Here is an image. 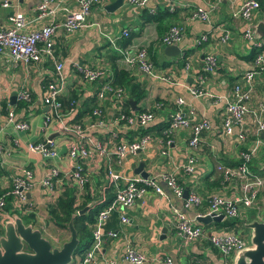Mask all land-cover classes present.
<instances>
[{"label":"crops","instance_id":"obj_1","mask_svg":"<svg viewBox=\"0 0 264 264\" xmlns=\"http://www.w3.org/2000/svg\"><path fill=\"white\" fill-rule=\"evenodd\" d=\"M57 1L60 3L58 4L60 11L57 13L56 21L61 22L65 13L74 11L77 6L75 0ZM114 1L116 0H106L95 6L86 27L72 34H65L61 28L58 29L52 39V59L44 57L43 63L26 67L22 64L14 66L0 57V144L4 152L8 153V155L0 154V189L7 192L11 187L12 178L24 168L30 169L37 181L42 178L49 165L58 167L62 172L67 171L69 165L66 155L73 137L58 128V122H63L64 126L93 121L105 122L108 125L107 130L90 131L86 137L106 144L110 151L119 140L133 142L146 134L150 138L147 146L134 155H128L120 163L111 154L108 157L94 158L88 165L89 190L91 196L97 198L88 203L86 206L88 210L94 208L95 203L109 198L111 193L115 196L114 184L106 176L109 168L117 171L124 178L141 177L135 174V170L143 164L142 170L149 178L158 177L157 182L164 192V195H160L148 189L143 197L136 200L135 204L123 213L128 218V224L120 222L118 213L112 215L115 229H107L106 225L110 219L105 225V230L114 231L118 236L100 245L94 256L95 264L111 260H117L118 264H127L120 258L128 244L143 254L149 264H166V259H169L171 264H222L220 255L207 242L185 243L176 235L174 210L183 209L182 201L171 195L160 176H174L177 184L184 191L187 189L188 193L194 192L202 199L200 207L184 210L190 218L205 212L209 199L214 195L225 198H236L239 195L235 185H228L223 181L222 174L217 168L237 166L239 153L245 151L253 139L258 138L250 133L246 141L240 143L236 140V129L233 136H224L221 127L225 117V102L232 100L233 88L242 83L243 75L253 71L252 61L257 54L255 53L253 59L252 43L243 37L244 22L232 17V13L241 5V0H221L220 7L213 15L210 24L189 19L196 8L204 5V0H150L143 7L129 5L124 0L122 6L114 12L104 10L106 5ZM37 5L38 0H18L12 7L0 6V25L8 26V16L19 11L32 21L29 31L40 28L49 19L35 20ZM153 9L156 10L155 15L149 12ZM149 16L156 18L153 20ZM259 21L264 22L263 8L254 15L255 25ZM174 25L182 26L184 29L182 41L177 45L180 55L167 57L164 52L167 46L162 43V38ZM124 30L130 31L128 38L122 37ZM225 32L228 33L229 39L226 43H221L220 38ZM107 37L115 39L117 46L128 48L132 54L140 49H146L148 60L151 61L154 69L168 76L170 82L153 80L137 68H126L121 62V55L113 49ZM202 37L207 38L206 41L201 42L200 45L196 44ZM262 42L264 43V39ZM262 53L264 55V47ZM205 54L214 56L217 65L213 73L206 74V79L200 82ZM56 62L63 63L61 77L64 88L58 99L62 109L61 111L53 109L55 112L52 111L51 123L45 126L44 117L48 116V110L42 101L43 88L55 78L52 70ZM188 65L189 69L186 70L185 67ZM80 68L101 70L107 74L110 81L115 78L114 69L118 75L119 72H123L125 78L121 81L125 87L118 86L125 93L122 112L126 111L132 115L140 111L153 112L154 121L144 130L137 128L125 130L122 124L116 125L113 131L119 138L111 140L109 124L113 123L117 106L110 98L103 100L98 98L99 89L108 79H98L93 83L86 82L83 80V73L79 71ZM22 85L30 91L32 103L28 105V129L16 131L14 126L7 125L5 120L7 112L14 109L10 101L11 95ZM198 87H201L208 96L193 97L188 89ZM132 88H134L133 95L142 96L139 101L132 99L130 95ZM254 91L253 101L264 100V73L255 76ZM91 97L97 101L92 107L91 114H86L76 121L77 114L85 111L86 103ZM177 99L184 100V104L179 107L184 118L192 122L206 120L210 123V129L201 135L199 148L193 152L197 164L194 173L190 176L183 172V166L192 151L188 147L190 131L188 129L168 131L172 114L179 110L176 105ZM130 100L135 102L136 111H133L129 104ZM158 104L162 105L157 108ZM95 111L100 112V117L94 115ZM260 139L264 141V136ZM45 140H52L56 145L57 155L53 160L43 159L39 154L32 153L28 149L29 145ZM167 141L170 143L168 144ZM251 167L260 171L264 167V146L260 147L257 156L252 159ZM250 170L264 177V174L252 171L251 168ZM121 185L122 182H119V186ZM109 189L111 192L108 191ZM84 194V190L78 192L76 206L81 204ZM8 198L4 212L9 216L17 215L14 207V203L17 205L16 199L12 196ZM28 200L36 207L33 209L34 213H31L36 217V224H32L33 227L44 228L47 234L41 216L42 210L48 203L46 191L36 189L28 195ZM4 212H0V216H4ZM78 212L80 211L73 215L78 216ZM248 213L256 217L252 211L243 212L242 216L247 218ZM7 219V216L4 217V220ZM198 225L205 224L198 223ZM58 230L63 233L64 238L66 237L64 242L70 239L69 229ZM204 230L207 233L215 232L213 228ZM240 232L243 233V229ZM50 236L44 234V237L51 241ZM81 256L74 258L73 264H77L82 259Z\"/></svg>","mask_w":264,"mask_h":264},{"label":"built area","instance_id":"obj_2","mask_svg":"<svg viewBox=\"0 0 264 264\" xmlns=\"http://www.w3.org/2000/svg\"><path fill=\"white\" fill-rule=\"evenodd\" d=\"M18 0H2L0 6L8 8L17 3ZM150 0H126V3L132 6H146ZM60 2H62L60 0ZM76 9L67 11L61 22L56 21L57 13L60 11L57 0H38L36 7L35 20L49 19L47 23L35 30H30L31 22L23 13L16 11L8 16L7 25H0V57L12 65L22 64L26 67L31 65H39L44 57L52 59L53 37L58 29H62L65 34H72L87 26V21L91 16L92 9L106 2V0H75ZM221 0H204L202 7L196 8L189 16L190 20L199 21L210 24L213 15L218 11ZM264 4V0H263ZM261 8L259 0H241L239 8L232 13V17L236 20L244 22L245 29L243 37L246 41L252 43L256 57L253 62V71L246 72L242 77V83L234 86L231 93L232 100L225 102V117L222 121V132L224 136H233L234 130L237 142H245L248 134L258 136L253 139L251 145L241 151L238 156L239 163L235 167L220 166L217 170L222 174L223 181L237 187L239 195L235 198H225L223 196L214 195L209 199V205L205 212L197 214L195 218L188 217L184 210L190 208H198L201 206L202 199L194 192H189L186 199H183L184 190L177 184L174 176H163L160 178L170 190L171 195L182 201V210H174L176 216L175 231L185 243H194L205 241L216 251L221 259L222 264H233V258L236 253L250 246L249 241L244 233H227V232H211L207 233L202 226L198 225L197 218L209 216L211 218L222 216L225 219L245 220L246 216H242L243 212L252 211L256 214L253 220L261 219L264 213V177L254 174L250 170L252 159L257 156L260 147L264 146V141L260 139L264 136V100H254V78L257 74L264 73V55L262 53L264 43L262 40L253 38L254 32V15ZM151 15H155L156 10L149 11ZM182 26H171L162 38L165 46H174L180 44L183 38ZM130 31L124 30L122 37L128 38ZM108 38V42L113 49L121 55V62L126 68H137L144 75L153 80L170 82V78L156 71L147 57L146 49H140L135 53H131L128 48H120L117 46L115 39ZM202 37L196 44L206 41ZM229 39L227 32L220 38L221 43H226ZM205 60L202 67V75L200 82L206 79V74H212L216 68L217 60L214 56L205 54ZM44 62V61H43ZM42 62V63H43ZM189 69V65L185 67ZM55 78L48 82L43 89L42 101L48 110V116L44 117V124L48 126L51 123L52 111L57 109L61 111L62 105L58 101L63 93L64 82L61 77L63 71V63L56 62L53 67ZM83 80L89 83L96 82L98 79H108L98 91L100 100L110 98L115 103L116 115H114L113 123L109 124L110 139L119 138L118 134L113 131L116 125L122 124L125 130L144 129L155 119L153 112H143L138 114L125 115L122 112L125 93L121 87L114 86L112 81L101 70L82 69ZM193 97L208 96L201 87L188 89ZM31 93L25 85L18 88L16 92V102H30ZM184 104L183 99H177L176 105L179 108ZM162 104H158L159 108ZM47 115V114H46ZM94 115L100 117V112L95 111ZM6 124L13 125L16 131H25L28 129V122L18 120L14 113V109L7 112ZM58 128L73 137L70 141L67 151L68 169L62 172L58 167L49 165L45 170L42 178L37 181L28 168L22 169L18 175L14 176L11 181V187L7 192L0 194V212H4L6 207V199L12 196L16 199L17 205L14 203L15 211L21 215H29L34 213L36 209L28 200L30 195L36 189L46 191L48 203H53L61 190V185L74 187L78 192L84 190L86 184H89L90 177L88 173V165L97 157L115 156L118 163L124 160L128 155L136 154L147 146L150 141L146 134L138 137L133 142L118 141L112 151L108 149L106 144L90 140L86 137L87 133L94 130H107L108 125L103 121H93L86 124L74 123V125L64 126L63 122H58ZM178 129H188L190 138L188 147L192 149L190 156L187 157L183 166L184 174L190 176L194 173L196 167V158L193 152L199 148L200 138L203 132L210 129V123L206 120L192 122L181 115L180 108L172 114L168 131L174 132ZM169 144L170 141H167ZM30 152L39 154L43 159L53 160L56 155V145L52 140L29 145ZM0 154L8 155L4 152L0 144ZM106 176L108 180L114 184L116 194L114 200L100 210L96 222L93 227L92 237L93 243L88 250L81 256L82 259L77 264H95L94 256L100 248V245L106 240L117 238L114 231H106L105 225L111 219L114 213H118L120 222L128 224V218L123 214L127 208L132 207L136 200L143 197L148 189L154 190L155 193L164 195L157 180L158 177H139L124 178L115 170L107 169ZM1 179V177H0ZM119 182L122 185L119 186ZM5 213V212H4ZM0 216V225L2 226L4 217L12 219L8 213ZM252 220V221H253ZM247 223V222H246ZM243 227H245V224ZM42 232L47 235L44 228ZM2 231L0 230V235ZM249 240V239H248ZM120 260L127 264H149L148 259L128 244L124 250ZM166 264H171L169 259L165 260ZM98 264H118L117 260H111Z\"/></svg>","mask_w":264,"mask_h":264},{"label":"water","instance_id":"obj_3","mask_svg":"<svg viewBox=\"0 0 264 264\" xmlns=\"http://www.w3.org/2000/svg\"><path fill=\"white\" fill-rule=\"evenodd\" d=\"M124 0H116L104 7L107 12H114L120 8ZM255 40L264 39V22L259 21L253 32ZM167 57H176L180 55V49L177 45L167 46L164 49ZM11 104L16 103V93L10 98ZM133 111H136L135 102L129 101ZM143 164H140L135 170V174H139L143 178H147L148 174L144 172ZM264 174V167L261 168ZM188 190L184 191L183 199H186ZM88 207L84 208L77 215L85 214ZM72 219L68 223L70 239L55 247L49 238L44 237L41 229L33 227L32 224H26L24 220L13 215L12 219H7L2 224L3 232L0 235V264H73L76 258L75 252L79 246L77 232L73 226ZM262 220H253L245 224V228L250 230L249 241L250 246L236 253L233 258V264H264V213ZM223 217L211 218L209 216L197 218L200 224L212 222H222ZM261 220V221H260ZM163 231V238H164ZM162 238V239H163Z\"/></svg>","mask_w":264,"mask_h":264},{"label":"trees","instance_id":"obj_4","mask_svg":"<svg viewBox=\"0 0 264 264\" xmlns=\"http://www.w3.org/2000/svg\"><path fill=\"white\" fill-rule=\"evenodd\" d=\"M261 3V8L264 10V4L263 0H259ZM151 17V16H149ZM153 20L156 18L155 16L151 17ZM255 50L253 51V56L252 58L254 59L255 57ZM114 75L115 78L112 81V84L115 86H124V83L121 80H124L125 74L123 72H119V75L117 74L116 70L114 69ZM46 80L44 79L43 82ZM129 85V83H127ZM125 87V86H124ZM44 89V88H43ZM133 89L130 91V95L132 99L139 101L141 99V95H133ZM32 103V97L30 102H19L17 101L15 105L13 106L14 108V113L16 115V118L23 119L24 121L27 122L28 120V105ZM97 101L95 98L91 97L89 101L86 103V109L85 111H81V113H78L76 116V121H79L82 116L84 115H89L92 112V107L96 105ZM68 108V103L66 105ZM144 111H140V113H143ZM22 114L21 116L19 115ZM125 115H129L130 113L124 111ZM20 116V117H19ZM144 130V129H143ZM145 132V131H144ZM250 168L252 171L254 170L255 172L261 174L260 169L258 168H252L250 164ZM61 190L59 192V195L57 199L53 203H47L45 208L42 210V212L45 213L44 216V224L46 227L49 228V226L55 227L57 229H65L68 230V223L72 219V216L74 213L77 211H81L84 209L88 203L92 202L93 200H96V197H92L90 190H89V185L86 184L84 187L85 191V196L84 199L82 200L81 204L76 206L75 203L77 201V197H79L77 190L72 187V186H64L61 185ZM10 189V188H9ZM111 189V188H110ZM108 190L111 192V190ZM2 192L0 191V194ZM106 194H110L107 193ZM114 195L111 193L109 198H106L104 201H99L95 203L94 208H91L87 211L86 214L83 215H78L73 219V226L77 232V238L79 240V246L75 252L76 256L83 255L87 249L92 245L93 243V237H92V232H93V227L96 222V217L99 213L100 210L104 209L106 206H108L113 200H114ZM9 200V198H8ZM6 208V207H5ZM6 211V210H5ZM15 214L19 215L25 223H30L35 225L36 224V217L31 214L28 216H21L18 212ZM114 215V214H113ZM113 219V218H112ZM110 220V222L106 225L107 229H115L114 227V222L113 220ZM248 220L247 218L244 221L241 220H235V219H225L222 222H212V223H207L205 225H200L204 229H210L213 228L215 232H227V233H240V231L243 229V224L246 223ZM2 231V229H0ZM76 264V263H74Z\"/></svg>","mask_w":264,"mask_h":264},{"label":"rangeland","instance_id":"obj_5","mask_svg":"<svg viewBox=\"0 0 264 264\" xmlns=\"http://www.w3.org/2000/svg\"><path fill=\"white\" fill-rule=\"evenodd\" d=\"M44 215H45V213L43 214V212H41V216H42V218L44 219ZM41 218V217H40ZM254 218H256L255 217V215L254 214H252V213H248L247 214V220L248 221H250V220H252V219H254ZM261 220H262V218H261ZM260 220V221H261ZM44 227H45V229H46V232L48 231V235L51 237V241H52V243L54 244V246H56V247H60L61 246V244H62V242H64L65 240H66V237L64 238L63 237V233L62 232H60L58 229H55L54 227H52V226H49V228L48 227H46L45 226V224H44ZM0 229H2V226L0 225ZM2 231H3V229H2ZM240 233H242V232H240ZM243 233H244V235L246 236V240H247V242L249 241L248 239H249V235H250V230L249 229H246L245 227L243 228ZM249 243H250V241H249ZM77 257V256H76Z\"/></svg>","mask_w":264,"mask_h":264}]
</instances>
